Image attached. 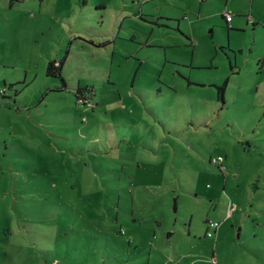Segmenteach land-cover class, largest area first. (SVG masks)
<instances>
[{"label": "rangeland", "instance_id": "1", "mask_svg": "<svg viewBox=\"0 0 264 264\" xmlns=\"http://www.w3.org/2000/svg\"><path fill=\"white\" fill-rule=\"evenodd\" d=\"M244 263L264 264V0H0V264Z\"/></svg>", "mask_w": 264, "mask_h": 264}, {"label": "trees", "instance_id": "2", "mask_svg": "<svg viewBox=\"0 0 264 264\" xmlns=\"http://www.w3.org/2000/svg\"><path fill=\"white\" fill-rule=\"evenodd\" d=\"M223 15H224V13H223ZM228 21L229 20H227V22ZM63 62H64L63 58H60V59H57L55 57L49 58L48 61H47V64H46V73L47 74H51V75H58L59 78L62 80V84L64 85L65 84V78L63 77L62 72H61ZM80 87L81 86H77V90L80 89ZM218 88H219L220 95L223 96L224 95V84L223 85H218ZM3 90H4V88H3ZM76 96L78 98H81L84 102H88L89 101V99H87V96H84L83 94H81V92L77 93Z\"/></svg>", "mask_w": 264, "mask_h": 264}, {"label": "built area", "instance_id": "3", "mask_svg": "<svg viewBox=\"0 0 264 264\" xmlns=\"http://www.w3.org/2000/svg\"><path fill=\"white\" fill-rule=\"evenodd\" d=\"M226 19L227 20H230L232 18V12L225 9V11L223 12ZM212 159L217 162V163H220L221 164V161L223 159V156L221 154H218V155H213L212 156ZM221 167V166H220ZM231 208V207H230ZM220 223V220L219 219H216V218H207V225L209 226L206 230V233L210 236H213L215 234V231H214V227L218 226Z\"/></svg>", "mask_w": 264, "mask_h": 264}, {"label": "crops", "instance_id": "4", "mask_svg": "<svg viewBox=\"0 0 264 264\" xmlns=\"http://www.w3.org/2000/svg\"><path fill=\"white\" fill-rule=\"evenodd\" d=\"M232 18H233V16H232ZM232 18H231V19H232ZM229 21H230V20H229ZM206 219H207V218H206ZM206 219H205V220H206ZM220 224H221V220H220L219 225L216 226V227H214L215 234L218 233V232H220ZM208 227H209V226H208L207 223H206V229H207ZM215 234H214V235H215ZM214 235H213V236H214ZM212 257H214V256L212 255ZM244 264H246V263H244Z\"/></svg>", "mask_w": 264, "mask_h": 264}]
</instances>
